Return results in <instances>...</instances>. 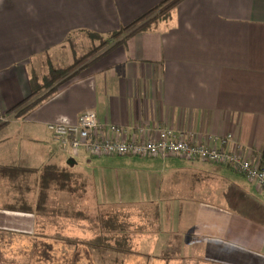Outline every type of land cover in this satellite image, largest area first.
<instances>
[{
    "label": "crops",
    "instance_id": "crops-1",
    "mask_svg": "<svg viewBox=\"0 0 264 264\" xmlns=\"http://www.w3.org/2000/svg\"><path fill=\"white\" fill-rule=\"evenodd\" d=\"M165 2L0 0V232L15 233L20 246L0 253L1 261L16 263L20 256L21 264H122L126 258L155 264L160 252L143 256L141 234L162 232L158 249L164 248L160 257H170L169 264H264V189L224 164L139 157L165 202L140 205V218L130 213L134 235L115 253L97 242L107 236L104 212L52 216L44 226L42 217L26 211L38 208L39 175L49 165L75 175L73 187L54 193L57 202L67 206L89 195L73 165L91 154L65 149L47 128L77 123L85 112L121 128L128 140L172 128L264 165V0ZM85 40L101 46L79 57ZM226 136L223 145L219 139ZM5 169L17 171L18 179H9ZM80 222L91 227L77 240V230L65 228ZM121 222L116 219V227ZM91 250L100 259L82 260Z\"/></svg>",
    "mask_w": 264,
    "mask_h": 264
},
{
    "label": "rangeland",
    "instance_id": "rangeland-1",
    "mask_svg": "<svg viewBox=\"0 0 264 264\" xmlns=\"http://www.w3.org/2000/svg\"><path fill=\"white\" fill-rule=\"evenodd\" d=\"M100 46H101V42L99 41L96 42V46H94V44L93 43L91 44L89 40H85L84 45H81L80 47V52L78 56L83 57L85 54L89 53L91 49L92 50L93 48L99 49ZM68 57L71 61V56ZM68 63H65V65ZM91 155L89 154L84 155L83 157L84 159L79 158L78 161L76 160L77 163L73 165V168H75V170L78 171L86 181V189L84 188L83 192L85 191L89 192V195L87 196L84 202L75 201L72 204L67 205V207L71 208L70 210L75 212L79 211L86 215H90L94 217L97 214H100L101 212H105L106 210H111L114 207L116 209L114 210L117 212H121L128 215H131L130 213L133 212V214H135V216L138 217V215L140 216L142 215L141 213L136 214L137 212L141 211L139 208L140 205L145 206L150 201L158 202L161 204L165 202L164 198L160 199L161 194H159L156 190L157 185L160 186V184H158L156 181H155L156 184L152 182L154 180L153 179L154 177L150 175L149 176L145 175L147 171L138 165L137 160H141V158L136 156L119 157L112 155L110 156L98 155L94 157V155L93 156ZM94 201H96L99 204L94 203ZM87 223L89 222L86 223L80 222V224H82L81 227L77 226V223L76 224L70 223L69 225L66 224L65 229L77 230L74 231V234L76 233V239H77L80 237H84L86 235L84 233V230H90L91 226L90 224ZM92 230L93 232L96 231L94 229ZM137 230L138 229H136V231ZM129 235L131 239V236L134 235L132 230L129 231ZM136 235L138 234L136 233ZM141 235L146 237V238L143 237L141 239V240H145L144 249H142L141 251L144 254L143 256L145 257L147 256L149 258L151 252L152 253L160 252V254H158L159 255L158 258H154L153 260L151 259L152 260L151 263L161 264L160 261H165L164 264H169V260H171L169 259L170 257L162 256L164 259L160 257L161 249L163 250L164 248L158 249L160 244L157 243L158 240L157 237L159 235H162V232L157 234L147 233V235L143 233ZM90 243H92V241H90ZM91 252H92L91 256L86 254V256H82V260L100 259V256L96 251L91 250ZM128 253L129 255H133L131 250ZM69 255L70 254L66 255L68 259H69ZM15 258H17L18 261L22 262L20 256H16ZM138 258H141V256ZM155 259H157L158 262H155ZM127 261L128 260L126 258H122V264H136L134 263V261H128V262ZM136 262H138L139 264L141 263V261L139 262V260ZM146 262L150 263V259H147ZM18 263L21 264L20 262L13 263V262H7L6 260L4 261L0 260V264H18Z\"/></svg>",
    "mask_w": 264,
    "mask_h": 264
},
{
    "label": "built area",
    "instance_id": "built-area-1",
    "mask_svg": "<svg viewBox=\"0 0 264 264\" xmlns=\"http://www.w3.org/2000/svg\"><path fill=\"white\" fill-rule=\"evenodd\" d=\"M77 123H48L47 128L54 140L65 149H86L94 156H138L155 158L181 157L201 160L217 165H228L248 180L264 189V165H257L238 153L226 148L207 146L191 141L185 133L164 128L146 140H128L122 137L123 130L115 125L100 124L94 112H85ZM231 136L219 139L228 143Z\"/></svg>",
    "mask_w": 264,
    "mask_h": 264
},
{
    "label": "trees",
    "instance_id": "trees-1",
    "mask_svg": "<svg viewBox=\"0 0 264 264\" xmlns=\"http://www.w3.org/2000/svg\"><path fill=\"white\" fill-rule=\"evenodd\" d=\"M172 1L173 0H167L165 4L170 3ZM163 6L160 8H163ZM169 7L170 6L166 7V9L163 12H165ZM156 10L145 14V16L141 17V19L137 21L133 26H137L141 24V22H144L146 19L152 17L153 13L156 12ZM131 29L132 28L129 27L121 32H117V34L113 35L107 41H105L103 46L104 47L108 45L111 46V44L115 40L122 38L125 34L127 35ZM140 30H142L141 26L135 31H140ZM84 62L85 61H82L76 64V66L69 68V70L64 71V77L70 75L74 70L78 69V67H80L81 64ZM32 99L33 98L20 103V105L12 109L10 112L12 113L20 109L21 106L25 105ZM68 169L69 168H66L63 170V169H60V167L58 166L49 165L48 167H45L43 169V172L39 175V179H38V182H39L38 195L39 196H38V205H37L38 208L36 210L28 208V210L26 211L35 212L37 216L42 217L43 220L46 222V224L44 223V226L45 225L47 226V224L48 225L50 224L48 220H51L52 216H58V215L62 216L63 214L69 215V214H76V213L80 215H84V213L82 212H79V211L75 212V211L70 210L71 208L64 206L63 204H60L59 202H57V199L56 198L54 199L53 197L54 193L61 192L62 190H64V188H66V186L73 187L75 175L72 172L68 171ZM5 170L7 171L6 174L9 179H18V176H19L18 174L16 178L14 177V174L17 173V171H14L13 169H5ZM114 209L115 208L113 207L111 210H106L104 212L106 219L101 220L102 229L107 231V236L105 234V236H102L101 238H98V236L96 238L99 244H101L100 241L103 243H106L107 247H109L111 251L115 253L116 251H121L122 245H124L125 247V245H127V243L130 241L129 231L131 228L129 226L128 221L130 220L131 215L117 212L115 211L116 209L115 210ZM13 210H17V208L14 207ZM116 219L117 220L122 219L121 224L117 227L115 225ZM141 229L143 228L141 227ZM9 235H11V243L8 242V239L6 237ZM18 244H19V239L17 235L15 236V233L12 234V233H7V232H2V233L0 232V253H3V251H8V250L9 251L10 250L19 251L20 246ZM33 245H34L33 246L34 249H36L37 245L35 243ZM124 250L125 252L128 253L130 251V248L127 247Z\"/></svg>",
    "mask_w": 264,
    "mask_h": 264
},
{
    "label": "bare ground",
    "instance_id": "bare-ground-1",
    "mask_svg": "<svg viewBox=\"0 0 264 264\" xmlns=\"http://www.w3.org/2000/svg\"><path fill=\"white\" fill-rule=\"evenodd\" d=\"M188 160H190V159H188ZM193 161H195V160H193Z\"/></svg>",
    "mask_w": 264,
    "mask_h": 264
}]
</instances>
